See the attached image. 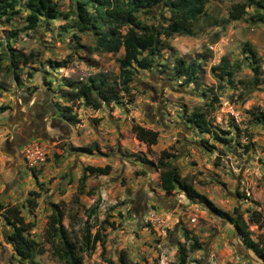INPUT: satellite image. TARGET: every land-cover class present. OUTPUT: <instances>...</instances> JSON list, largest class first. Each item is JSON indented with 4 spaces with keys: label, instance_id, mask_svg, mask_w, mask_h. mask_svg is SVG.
Returning <instances> with one entry per match:
<instances>
[{
    "label": "rangeland",
    "instance_id": "374dc122",
    "mask_svg": "<svg viewBox=\"0 0 264 264\" xmlns=\"http://www.w3.org/2000/svg\"><path fill=\"white\" fill-rule=\"evenodd\" d=\"M52 1L58 11L69 13L67 20H40L26 28L25 0H19L11 19L0 17V203L18 208L31 224L27 236L42 248L32 263L18 260L4 239L9 228L0 218V264H63L47 236L52 204L62 211V225L82 249L81 264H108V259L118 264L119 251L130 263L181 264L180 245L187 249L182 264H263L229 223L178 190L165 194L158 173L175 168L218 209L231 213L236 208L244 218L257 210L264 220V122L256 120L264 113V86L249 85L252 73L245 53L252 49L264 74V10L258 17L247 7L240 19L229 20L230 5L242 0H206L191 36L164 39L155 64L134 72L129 94L120 93L116 101L92 110L80 100L61 97L68 90L64 79L99 73L111 82L122 49L88 51L84 47L93 46V36L77 30L73 0ZM167 16L158 6L150 14H137L147 26ZM11 49L28 59L9 71ZM177 57L200 64L197 83L185 85L174 77ZM222 59L230 76L221 74ZM63 106L71 109L74 122L61 117ZM26 109L42 117L44 129L25 140L26 131L13 122ZM194 109L206 113L215 131H226L221 135L228 140L218 142L192 128L185 116ZM133 124L155 130L156 142L138 141ZM33 141L43 159L30 166L23 149ZM93 144L97 150L89 154L75 150ZM160 155L163 166L157 164ZM85 165L110 168L102 175L84 174L79 192ZM85 228L102 234L104 251L98 243L92 249L81 246ZM249 230L252 239L264 240V226L250 225ZM185 233L196 239L198 249L191 248Z\"/></svg>",
    "mask_w": 264,
    "mask_h": 264
},
{
    "label": "trees",
    "instance_id": "16d2710c",
    "mask_svg": "<svg viewBox=\"0 0 264 264\" xmlns=\"http://www.w3.org/2000/svg\"><path fill=\"white\" fill-rule=\"evenodd\" d=\"M19 0H0V17L9 20L18 12L16 6ZM75 7V26L78 31H90L93 36V46L84 47L88 51H98L106 53H116L122 49V54L117 58V72L111 82L101 74L96 73L84 80L69 81L65 80L64 85L68 90L61 91V97L65 101L80 100L82 104L97 110L102 103L114 102L119 98V94H129L130 82L133 80L134 72L137 69H149L155 64V58L160 55V51L165 48L164 39L174 35L191 36L193 34L194 23L204 14L206 0H73ZM162 7L168 13L164 21L154 26L143 24L137 17L138 13L150 14L154 7ZM24 7L27 10L24 20L26 28L32 29L37 26L40 20L45 22L60 18L67 20L68 12H60L52 0H25ZM247 7H252L258 17H262L259 11L264 10V0H242L230 5L228 9V19L238 20L245 14ZM164 18V17H163ZM76 41L78 40L77 37ZM249 59L251 77L248 79L250 86L262 84L264 86V74H262L257 57L250 47L245 49ZM28 57L18 55L14 49H11L7 55L9 71L18 68L19 62L25 64ZM1 64V59H0ZM221 74L230 76L227 69L228 62L224 59L220 61ZM236 66V64H235ZM173 74L175 78H181L183 84L197 83V72L200 70V64L191 59L185 61L177 57L173 62ZM226 70V71H224ZM14 77V76H13ZM4 110V107H0ZM61 117L74 122V114L67 106L62 107ZM186 121L198 132L206 133L218 142H225L223 137L226 131H215L210 122L206 119V113L201 109H194L185 116ZM256 120L264 122V113L259 112ZM131 131L135 138L147 145L154 144L157 139V132L152 129L144 128L138 124L131 125ZM219 132V133H218ZM223 134V135H221ZM81 153H91L97 150L96 145L88 147L75 148ZM162 155L157 158L159 166L164 165ZM142 162H147L140 157ZM109 165L94 166L85 165L83 173L79 178V192L82 190L84 174L99 175L106 174L109 171ZM31 173L35 175L32 169ZM159 188L165 194L173 190L181 192L185 198L196 200L206 207L213 215L229 223L235 234L239 237L244 247L250 250L264 264V240L252 239L249 230L250 225L257 228L264 226L262 214L257 210L247 213L246 218L238 212L236 208L231 213L222 211L215 207L203 194L196 191L183 177L180 176L177 169L171 168L158 173ZM29 194L35 195L33 191ZM27 202H30L28 199ZM52 212L48 216L47 236L50 243L55 248L57 258L63 264H81L80 251L74 242L70 239L66 228L62 225V211L57 205L52 204ZM94 207L90 209L92 212ZM0 218L8 226L9 230L4 233V239L12 247L18 260L32 263L33 256L41 253L42 248L27 236L31 224L24 221L16 206H5L0 203ZM113 226V223H108ZM191 240V248L198 249L199 245L194 237L186 236ZM98 243L101 250L104 251V237L99 231H90L85 228L81 235V246L92 249ZM187 256V249L183 245L178 247L177 259L179 263H184ZM108 264H113L107 260ZM118 264H139L130 263L126 258L124 251L118 252Z\"/></svg>",
    "mask_w": 264,
    "mask_h": 264
},
{
    "label": "flooded vegetation",
    "instance_id": "af4514ba",
    "mask_svg": "<svg viewBox=\"0 0 264 264\" xmlns=\"http://www.w3.org/2000/svg\"><path fill=\"white\" fill-rule=\"evenodd\" d=\"M35 110L32 111L31 113V109H26L25 113L22 114L21 116V120L18 121L17 125H21L24 129V131H26V135H25V140L27 138H29L30 136H37V131L44 129V122L41 121V118H37V116L34 114ZM25 115L28 116V119L25 118ZM16 125V124H15ZM15 136V135H13ZM42 136H45L44 134H42ZM14 140V139H13Z\"/></svg>",
    "mask_w": 264,
    "mask_h": 264
},
{
    "label": "built area",
    "instance_id": "2783aa9c",
    "mask_svg": "<svg viewBox=\"0 0 264 264\" xmlns=\"http://www.w3.org/2000/svg\"><path fill=\"white\" fill-rule=\"evenodd\" d=\"M23 158L30 166L42 161L43 151L38 142H31L26 148L23 149Z\"/></svg>",
    "mask_w": 264,
    "mask_h": 264
},
{
    "label": "crops",
    "instance_id": "0c3cea01",
    "mask_svg": "<svg viewBox=\"0 0 264 264\" xmlns=\"http://www.w3.org/2000/svg\"><path fill=\"white\" fill-rule=\"evenodd\" d=\"M19 109H22V108H18V110H19ZM16 112H17V111H16ZM16 114H17V113H16ZM41 118H42V117H41ZM13 123H14V125H15L16 123H18V121L15 120Z\"/></svg>",
    "mask_w": 264,
    "mask_h": 264
}]
</instances>
